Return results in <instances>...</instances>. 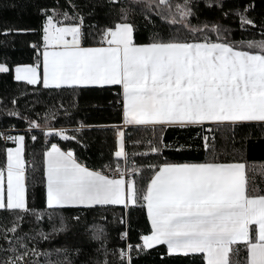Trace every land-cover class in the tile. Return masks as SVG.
Segmentation results:
<instances>
[{
    "label": "snow or ice",
    "instance_id": "1",
    "mask_svg": "<svg viewBox=\"0 0 264 264\" xmlns=\"http://www.w3.org/2000/svg\"><path fill=\"white\" fill-rule=\"evenodd\" d=\"M204 4L236 18L242 37L248 38L233 39L234 29L220 23L193 25L198 0H53L52 6L38 8V29L0 31L5 36L39 33V40L30 44L32 63H0V74L14 73L16 82L70 94L118 89L117 122L99 126L112 131L114 142L107 160L101 153L91 166L71 144L52 142L58 137L87 149L82 121L70 130L49 123L61 115L59 109L45 111L43 123L21 117L15 109L3 110L28 121V131L0 132V140L14 144L0 160V212L7 214L0 217V264H75L79 248L49 251L39 243L67 231L68 219L80 222L79 214L66 217L65 211L109 206L142 207L147 227L138 243L109 248L106 225L94 220L86 228L98 245L92 264H110L109 257L116 264H133V253L138 258L157 246L163 249L162 260L179 264H264V164L249 161L243 143L235 146L237 127L264 129V18L249 14L254 0L228 11L222 0ZM97 6L107 7L108 22L86 23ZM137 11L141 23L135 19ZM17 102L13 97L11 103ZM71 107H76L74 101ZM60 108L71 118L63 102ZM173 127L200 130L195 150L203 151L202 160L169 159L168 152L193 150L191 144L165 139V131ZM34 129L46 143L39 160L29 161L25 141L26 135L37 141ZM225 131L232 133L231 152ZM217 133L225 140L219 146ZM30 181L42 186L43 208L29 204ZM45 218L49 231L31 227ZM119 222L128 224L126 219ZM119 237L125 240L127 231Z\"/></svg>",
    "mask_w": 264,
    "mask_h": 264
},
{
    "label": "trees",
    "instance_id": "2",
    "mask_svg": "<svg viewBox=\"0 0 264 264\" xmlns=\"http://www.w3.org/2000/svg\"><path fill=\"white\" fill-rule=\"evenodd\" d=\"M77 3L83 4L85 0H76ZM93 3L99 4L101 0H92ZM246 2V0H222L223 10L228 11L230 8H235L238 5ZM63 3V0H61ZM255 8L250 10V15L260 20L264 18V0H254ZM52 6L53 0H0V31L3 29H38L41 17L38 14V8L42 6ZM87 11V9H86ZM107 7L97 6L95 15L91 20H86V23L97 21L100 24H105L108 20L105 17ZM195 15L192 16L191 23L199 25L204 22L220 23L224 26L234 29L233 39L248 38L242 37L238 28V20L234 17H224L218 7H206L204 0H198V7L194 5ZM198 17V19H197ZM135 19L138 23L142 22V18L137 11ZM162 26L158 22V27ZM214 35V34H213ZM257 38H259L257 34ZM39 40L37 31L20 32L13 31L5 36L0 34V63H7L14 67L16 63H32L35 53L30 47L31 43ZM14 73L0 74V132L6 134H26L28 131V121L20 117H9L4 113V109H15L21 113V117L27 116L30 119H37L43 123L45 111L49 109H59L61 115L55 119H50L49 123L54 127H67L70 130L79 127L80 121L83 122L85 128L81 133V138L88 145L87 149H82L75 144L74 141L64 142L58 137L52 142L71 144L76 149V154L81 161L88 163L90 166L97 163L100 154L103 153L107 160L109 150L112 147V131L105 130L101 125H110L118 120L117 107L115 105V92L117 87L111 89L106 88L101 91L96 88L81 89L76 94H70L68 91L57 92L54 90L43 89L41 86H26L24 82H16L12 77ZM21 92L25 94L20 95ZM13 97H16L18 102L16 105L11 103ZM75 102L76 107H71V103ZM63 102L65 108L72 112L71 118H66L62 115L64 109L60 108V103ZM113 102V103H110ZM39 114V115H37ZM10 125L14 127L10 128ZM88 125L94 127L88 128ZM199 129L195 128H168L164 135L167 141L178 144H191L193 150L191 152H168L166 153L169 159L174 160H202L204 153L201 150L197 152L195 146L200 143L196 133ZM32 134L37 135V141L33 142L27 135L25 141L26 159L31 161L34 157L39 160L40 153L46 143L39 129H34ZM71 134V131L70 133ZM203 135V133H201ZM225 135L229 137L227 141V151L231 152V137L232 133L225 131ZM51 139V138H50ZM218 146L224 144L225 140L217 133ZM236 147H240L243 143L247 158L251 162H255L257 167L264 164V129L255 125L250 127H237L235 129ZM7 147H14L11 141L5 142L0 140V160L4 159L3 150ZM31 171L29 176H31ZM261 177H257L258 183L261 182ZM264 186V183H261ZM42 186L39 184L33 185L29 183V204L37 209L43 208ZM79 214L81 219L77 223L72 219L66 221L68 230L59 234L53 235L50 241H41L39 248L41 250H52L53 247L66 246L69 249L79 248L80 254L75 257V264H92V259L97 257L95 249L97 244L89 239L90 233L86 231L88 225H91L95 220L97 223L105 224L108 234V247H124L126 244L138 243V237L146 230V210L140 206H130L125 210L121 206H109L107 209H97L92 212L65 211L66 217H72ZM6 213L0 212V217L6 216ZM126 219L127 225L121 224L119 221ZM56 226L59 222L54 221ZM27 230L30 225L25 223L23 226ZM31 227H43L47 232L51 228V224L44 219L42 224H33ZM127 231V237L121 241L119 233ZM158 250H148L147 253H142L138 258L133 253V264H179V261L161 259V246H157ZM110 264H116L114 257H109ZM186 264V261H185Z\"/></svg>",
    "mask_w": 264,
    "mask_h": 264
},
{
    "label": "crops",
    "instance_id": "3",
    "mask_svg": "<svg viewBox=\"0 0 264 264\" xmlns=\"http://www.w3.org/2000/svg\"><path fill=\"white\" fill-rule=\"evenodd\" d=\"M16 135H18V134H16ZM113 142H114V141H113V133H112V144H113ZM25 146H26V144H25ZM121 207H122V206H121Z\"/></svg>",
    "mask_w": 264,
    "mask_h": 264
}]
</instances>
